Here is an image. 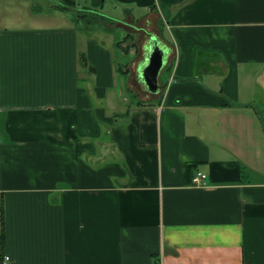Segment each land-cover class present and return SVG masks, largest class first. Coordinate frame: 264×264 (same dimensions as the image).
Wrapping results in <instances>:
<instances>
[{"label":"crops","instance_id":"crops-1","mask_svg":"<svg viewBox=\"0 0 264 264\" xmlns=\"http://www.w3.org/2000/svg\"><path fill=\"white\" fill-rule=\"evenodd\" d=\"M0 264H264V0H0Z\"/></svg>","mask_w":264,"mask_h":264},{"label":"water","instance_id":"water-1","mask_svg":"<svg viewBox=\"0 0 264 264\" xmlns=\"http://www.w3.org/2000/svg\"><path fill=\"white\" fill-rule=\"evenodd\" d=\"M165 50L160 45L158 39L153 37V43L148 53V63L143 68V77L148 85V88L152 92H157L160 88L159 76L164 66Z\"/></svg>","mask_w":264,"mask_h":264},{"label":"built area","instance_id":"built-area-1","mask_svg":"<svg viewBox=\"0 0 264 264\" xmlns=\"http://www.w3.org/2000/svg\"><path fill=\"white\" fill-rule=\"evenodd\" d=\"M206 178H207L206 173H203L201 171H197V172H195V174L192 177V182H193V184L198 185V186H205L207 184ZM9 259H10V256L5 255L2 257V262H7V261H9Z\"/></svg>","mask_w":264,"mask_h":264},{"label":"trees","instance_id":"trees-1","mask_svg":"<svg viewBox=\"0 0 264 264\" xmlns=\"http://www.w3.org/2000/svg\"><path fill=\"white\" fill-rule=\"evenodd\" d=\"M1 224H2V233H1V238L2 241L5 238V219H4V214H3V206L1 208Z\"/></svg>","mask_w":264,"mask_h":264},{"label":"rangeland","instance_id":"rangeland-1","mask_svg":"<svg viewBox=\"0 0 264 264\" xmlns=\"http://www.w3.org/2000/svg\"><path fill=\"white\" fill-rule=\"evenodd\" d=\"M118 31H119V30H118ZM118 37H123L122 34H121V31H120V33L118 34Z\"/></svg>","mask_w":264,"mask_h":264}]
</instances>
